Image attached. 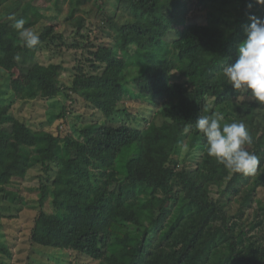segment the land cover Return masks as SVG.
<instances>
[{"label": "trees", "instance_id": "obj_1", "mask_svg": "<svg viewBox=\"0 0 264 264\" xmlns=\"http://www.w3.org/2000/svg\"><path fill=\"white\" fill-rule=\"evenodd\" d=\"M89 2L105 12V0H70L66 21L76 24L79 34L86 24L77 11ZM111 4L117 5L105 12L103 27L112 28L115 39L90 40L84 46L89 57L78 61L68 85L63 63L27 65V46L12 26L22 18L31 30L53 6L55 13L38 36L41 47L61 50L67 46L58 31L61 1L0 0V72L9 77L3 82L9 99L2 103L5 91L0 93L2 213L24 209L20 191L11 183L39 169L40 207L30 238L42 247L77 252L97 264H264V201L257 197L264 185V103L233 89L227 77L217 81L238 58L249 16L264 19V4ZM192 5L205 11L206 22H187ZM157 24L169 29L181 24L183 29L167 41L154 35ZM104 30L106 37L110 32ZM17 55L20 61L14 59ZM15 70L26 80H11ZM60 95L91 111L92 119L74 139L52 137L44 153L31 125L25 129L34 139L15 135L14 125L20 124L13 113L16 102ZM127 100L156 103L159 124L153 125L148 108L133 112ZM118 114H125L126 121L115 124ZM217 114L224 117L222 123L242 122L249 130L253 143L245 149L260 158L254 174L233 172L207 154L195 122ZM77 140L85 146L82 155ZM183 147L194 158L181 157ZM46 201L52 211L45 209ZM0 252L9 259L1 264H11V248L0 244Z\"/></svg>", "mask_w": 264, "mask_h": 264}, {"label": "rangeland", "instance_id": "obj_2", "mask_svg": "<svg viewBox=\"0 0 264 264\" xmlns=\"http://www.w3.org/2000/svg\"><path fill=\"white\" fill-rule=\"evenodd\" d=\"M60 1L62 3L63 12L61 11V14L58 17L61 25L58 28V31L64 35L67 46L62 47L61 50H54V52L61 51V54L59 53L58 56L53 54L54 52L52 49L49 50L41 47L40 43L31 49L27 47L26 53L30 60L27 65L32 69H35L33 64L41 66L42 64H48L50 62L63 63L67 69L65 71L66 79L64 80L70 85L71 77L76 73L74 71L75 67L78 65V61H84L89 57L88 51H86L84 46L88 45L90 40L100 43L103 38L107 39V42L115 39L116 32L111 30L112 28H109L107 25L103 27V20L106 17L105 12H113L112 6L115 7L117 4H111V1L116 0H105V3H107L105 12H97V7L92 2L82 4L77 11V15L85 16L86 26L79 34L78 28L75 26L76 24H71L66 21V16L71 9L70 0ZM36 3L39 5L42 4L41 1H36ZM44 3L45 2L43 1V4ZM50 8L51 9L47 11V17L30 31H34L39 35L40 31L49 23V17H53L52 14L55 13V8L53 6H50ZM187 22H206L205 11L192 5L189 10ZM156 26L157 29L154 35L166 39L167 41L176 39L178 30L183 29L181 24L171 26L172 29L161 27L158 24ZM104 28V31L110 32L106 37H104V32H101ZM82 35H84V37ZM86 71L90 72L88 66ZM1 74L4 77V80L0 79V93L2 88V91H5L2 94V103H4L5 99L7 101L9 97L6 92V86L3 82L7 81L9 77L7 76L8 73L6 71L0 72V76H2ZM225 77L224 73L220 74L217 77V81L222 82ZM10 79L13 81L14 79H17L18 81L26 80L18 70L14 71V74L12 77L10 76ZM8 92L11 95L14 91L8 90ZM12 95L15 94L13 93ZM126 103L133 112L137 111L143 113L147 110L146 108H148L152 113L150 117L152 118L153 125L159 124L160 110L156 107V103L150 105L147 102H144L142 105L141 102L131 100H127ZM65 108L66 112H63V109ZM13 113L20 123L18 126L16 124L14 125L15 135L22 139L33 138V136L28 135L29 132L25 129V124L31 125L35 131V138L36 140H40V148L44 153H48L50 138H57L66 135L74 139L76 132H79V128L92 119L91 111L85 109L83 103L81 104L78 101L72 102L71 99L65 95H60L52 100L37 99L30 102L19 100L14 104ZM63 114L66 116H61ZM30 121L32 124H30ZM121 121H126L125 114H118L114 118L115 124H118ZM41 139H43V141ZM75 144L79 150V155H82L85 151V146L78 140ZM179 155L181 157L186 156L188 159L194 158V156H191L189 148L187 147L181 148ZM36 173H39V169H34L24 180H15L11 183L19 189L20 195L25 202L23 210L8 212V214L2 213L3 194L0 192V244L7 245L13 251L11 264H97L98 262L80 253L69 250L46 248L31 241V229L40 207V204L38 205L40 198V181L39 178L36 177ZM117 188L118 187L115 188V186L113 187V189ZM257 197L260 198L262 202L264 201V185L258 189ZM45 209L52 211L50 202L46 201ZM226 255H230L229 251H226ZM8 260L7 255L0 252V264Z\"/></svg>", "mask_w": 264, "mask_h": 264}, {"label": "clouds", "instance_id": "obj_3", "mask_svg": "<svg viewBox=\"0 0 264 264\" xmlns=\"http://www.w3.org/2000/svg\"><path fill=\"white\" fill-rule=\"evenodd\" d=\"M264 4V0H257ZM251 23L245 27V39L238 46V58L223 71L233 89L251 94L264 103V19L249 16ZM24 19H17L12 25L28 48L40 43L39 36L24 27ZM20 61L19 55L15 56ZM220 114L199 116L195 127L204 135L207 154L219 164L236 173L251 175L257 171L260 158L245 149L253 138L242 122H224Z\"/></svg>", "mask_w": 264, "mask_h": 264}]
</instances>
